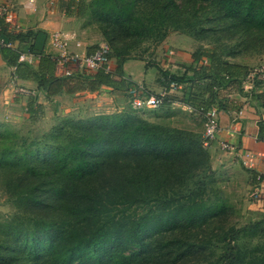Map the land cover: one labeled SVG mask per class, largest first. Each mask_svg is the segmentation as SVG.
Returning a JSON list of instances; mask_svg holds the SVG:
<instances>
[{
    "label": "trees",
    "instance_id": "obj_1",
    "mask_svg": "<svg viewBox=\"0 0 264 264\" xmlns=\"http://www.w3.org/2000/svg\"><path fill=\"white\" fill-rule=\"evenodd\" d=\"M139 1L100 0L94 8L92 2L75 0L73 5L79 16L90 8L106 20L103 33L114 46L110 52L117 50L111 53L116 61L113 70L57 75L55 56L42 53L44 33L39 30H2L6 40L21 45L0 46V55L15 67L17 78L36 82L46 97L97 90L102 85L127 88L130 82L124 80L122 62L129 57L122 47L115 48L113 41L138 37L145 28H152L145 18L147 4ZM208 1L205 8L214 10L224 22L223 29L233 27V33L246 43L264 45V0ZM159 3L160 9H182L175 0ZM25 50L37 57L36 67L18 60ZM191 57L195 65L182 74L163 70L164 80L169 77L181 84L208 78L205 84L210 98L218 87L243 92L242 81L249 73L246 65L222 59L204 46L191 52ZM254 84L261 81L254 79ZM248 94L264 107V94L254 90ZM226 102L220 103L221 107ZM34 104L31 98L29 111ZM71 124L73 132L66 133L65 143L44 146L45 154L38 149L36 166L30 164L36 157L22 154L27 168L10 169L12 174L5 183L13 196L45 219L31 249L37 258H26L30 264H264L263 245L255 244L250 250L239 242L242 235L264 233V212L259 219L240 226L229 219L232 206L213 185L210 155L201 134L128 112ZM258 137L264 138L262 117ZM6 154L0 151V171L15 167H9ZM252 176L254 179L255 172ZM136 208L143 210L138 215L128 213Z\"/></svg>",
    "mask_w": 264,
    "mask_h": 264
},
{
    "label": "rangeland",
    "instance_id": "obj_2",
    "mask_svg": "<svg viewBox=\"0 0 264 264\" xmlns=\"http://www.w3.org/2000/svg\"><path fill=\"white\" fill-rule=\"evenodd\" d=\"M175 1L182 5V9L177 12H172L167 7L160 9L159 0H145L147 13L149 12L145 18L152 28H145L144 34L138 37L115 39L116 41H113L115 48L122 47L128 57L152 61L156 60L155 57L163 56L165 51L163 45L174 53L176 50L193 52L197 47L204 46L213 49L222 59L246 65L248 72L254 73L257 68H262L264 71V45L246 43L239 34L233 33V27L231 30L223 29L224 22H220L214 15V10L205 8L209 3L208 0H192L197 3L195 6L187 0ZM0 2L12 4L18 11L24 6L35 9V4L43 3L44 0H0ZM87 2H92L91 5L95 8L98 7L100 0H87ZM139 3L142 4V1L140 0ZM82 17L88 31L94 36L97 35L98 43H107L111 51L114 47L111 46L112 41L103 33L106 20L95 16L90 8ZM115 51L117 50L113 49L110 52V58L113 57L111 53ZM119 51L121 52V49ZM4 77L0 80V134L4 133L5 137H0V145H4L0 146V151L7 152L6 155L9 156L7 164L9 167H15L0 171V264H17L20 261H28L30 264V260L26 258L33 259L35 256L31 249L37 240L36 232L38 233L45 220L40 219L23 200L13 196L12 190L5 184L12 174L9 173L10 169L20 171L27 168L21 159L22 154L26 152L28 157H36L34 158L36 161L30 163L34 167L39 163L38 149L45 154L47 148L44 146L65 143L66 133L73 132L70 123L104 114L128 112L154 122L186 128L201 134L207 110L213 106H221L220 103L226 101V90L229 92L225 87H218L214 89V96L210 98L205 84L210 80L204 78V80L181 83L177 89L164 94V100L160 105L152 108H134L124 92H117L115 96L104 97L101 100L92 96H71V94L53 97L46 103L35 101L36 105L34 104L29 111L28 103L33 96L27 93H18V95L13 92L3 93L4 85L7 84V76ZM254 79L264 82V76ZM3 80H5L4 84L1 83ZM61 127L64 132H60ZM23 147H26V151H23ZM215 151L218 153H209L213 185L232 206L229 219L237 226L259 219L264 209L261 202L250 195L251 185L256 182L252 176L254 171L252 173V169L246 167L238 156L227 152L221 146ZM257 169L262 173L259 168ZM262 175L264 179V168ZM142 210V208H136L135 211L129 209L128 213L138 215ZM239 242L250 250L255 244L264 246V233L242 235Z\"/></svg>",
    "mask_w": 264,
    "mask_h": 264
},
{
    "label": "crops",
    "instance_id": "obj_3",
    "mask_svg": "<svg viewBox=\"0 0 264 264\" xmlns=\"http://www.w3.org/2000/svg\"><path fill=\"white\" fill-rule=\"evenodd\" d=\"M84 1L87 2V0ZM75 4V0H57L52 7H49L46 4V0H44L43 3L35 4V9L26 6L20 7L18 11L16 9L18 28L13 29L11 32L41 31L44 33L41 47L42 53L53 56L59 55V49L51 44V33L54 31L73 32L75 36L68 41V50L78 56L90 53L100 43H98L97 35L91 34L84 25L83 17L76 13L73 7ZM19 45L21 44L17 40L13 41L14 47ZM163 47L165 48L163 56L155 57L156 60L147 61L142 58L129 57L122 62L124 80L130 82L127 88L119 89L102 85L97 90H81L71 93V96H92L97 98V100H101L104 97L110 98L113 95L115 96L117 92H124L128 96V88L135 85L141 86L140 95L169 93L171 90L166 85L162 71L166 70L171 73L182 74L186 67L195 65L196 63L193 61L189 50H176L174 53L172 50L168 51L165 45ZM32 64L36 67L37 57H35ZM115 66L116 61L112 57L109 61V69L113 70ZM66 67L71 68V71L75 74L81 72L74 62H71ZM63 72V67L57 65L55 73L63 75ZM4 76H7V84L4 85L3 93L13 92L16 93L15 95H18L20 92L16 91L17 86H28L34 90V94H30L29 96H33L36 102L43 103L52 100L53 97L69 95L66 92H60L46 97L44 92L37 87L36 82L17 77L13 78L11 66L7 65L0 55V80L5 78ZM114 77L115 79H119V76ZM245 78L247 80L242 81L243 92L240 93L236 89L227 91L226 106L217 107L220 130L216 135V139L208 147L210 154H213L212 152L218 153L215 150L219 148L222 141L231 142L239 149H247L264 154V138L258 137V121L261 117L264 118V107L248 94L253 90L264 94V82L255 85L254 75L252 74H247ZM1 83L4 84L5 80ZM257 163V168L263 173L264 158H258ZM261 206L263 207V204Z\"/></svg>",
    "mask_w": 264,
    "mask_h": 264
},
{
    "label": "built area",
    "instance_id": "obj_4",
    "mask_svg": "<svg viewBox=\"0 0 264 264\" xmlns=\"http://www.w3.org/2000/svg\"><path fill=\"white\" fill-rule=\"evenodd\" d=\"M57 0H46V4L49 7H52ZM18 24L16 22V9L12 6V4L6 2H0V46H13V41L6 40L4 36L1 34V31L4 30L6 32H11L13 29H17ZM73 32L67 31H54L51 33V44L59 49V55H56V66L60 65L63 67L64 72L63 75H71L74 72L71 71V68H67L66 66L71 62H74L78 68V70L91 72L95 71L98 68H105L109 70V52L110 48L107 43H100L92 52L86 53L78 56L77 54H73L68 50V41L74 37ZM35 56L29 51H21L18 56L19 61H25L28 63H33ZM12 68V76L16 78L14 73L15 67ZM262 68H257L254 73L249 72L248 74L254 75L257 78H263ZM166 85L170 87V90H175L181 85L174 80L166 79ZM142 90L141 86L135 85L131 86L127 90V94L129 96V101L134 108L140 107H156L163 102V93L158 94H147L140 95V91ZM16 91L20 93L34 94L33 89L25 88L22 86H17ZM220 130L219 120L217 114V107L213 106L207 110L206 119L204 122L203 131L201 133V141L202 145L208 148L213 141L216 139V135ZM220 146L225 149L227 152L232 153L235 156H238L242 160V163L251 168L252 171L255 172L256 182L251 185L250 195L253 199L261 202L263 204L264 201V179L261 172L257 169V161L258 158H264V154L260 152H254L247 149H239L236 145L232 144L228 141H222ZM263 197V199H262Z\"/></svg>",
    "mask_w": 264,
    "mask_h": 264
}]
</instances>
